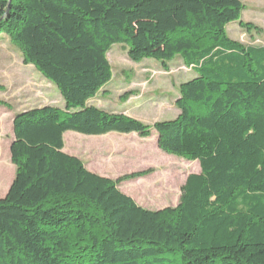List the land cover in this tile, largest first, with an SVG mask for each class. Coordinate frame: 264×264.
<instances>
[{"label": "trees", "instance_id": "1", "mask_svg": "<svg viewBox=\"0 0 264 264\" xmlns=\"http://www.w3.org/2000/svg\"><path fill=\"white\" fill-rule=\"evenodd\" d=\"M9 9V10H8ZM241 0H0V35L59 90L65 107L15 115L16 176L0 198V264H264V45L230 38ZM164 69L181 58L173 120L153 125L90 104L111 81L108 53ZM149 137L197 160L180 202L151 210L64 151V134Z\"/></svg>", "mask_w": 264, "mask_h": 264}, {"label": "rangeland", "instance_id": "2", "mask_svg": "<svg viewBox=\"0 0 264 264\" xmlns=\"http://www.w3.org/2000/svg\"><path fill=\"white\" fill-rule=\"evenodd\" d=\"M245 5L241 20L254 24L247 30L233 22L227 33L244 45H264V0H241ZM113 77L90 104L109 111L124 113L153 125L173 120L180 110L176 101L181 83L190 80L193 72L181 58L164 69L155 59L134 62L128 57L127 44H115L108 53ZM52 105L64 108L58 88L32 64L6 33L0 35V198L16 176L10 142L13 118L18 112ZM157 132L149 137L137 133L110 132L105 135H84L74 131L64 134L65 150L78 155L89 167L109 178L149 171L148 174L121 180L119 188L141 206L157 210L180 202L187 177L200 173L197 160H187L164 152L158 147Z\"/></svg>", "mask_w": 264, "mask_h": 264}, {"label": "crops", "instance_id": "3", "mask_svg": "<svg viewBox=\"0 0 264 264\" xmlns=\"http://www.w3.org/2000/svg\"><path fill=\"white\" fill-rule=\"evenodd\" d=\"M170 64H171V63H170ZM14 118H15V116H14ZM14 118H13V121H14ZM13 138H14V132H13ZM13 138H12V141H13ZM12 141L10 142V148H11ZM64 151H65L66 153H69V152H67V151L65 150V148H64ZM69 154H71V153H69ZM71 155H75V156L79 157V156L76 155V154H71ZM79 158H80V157H79ZM80 159H81V158H80ZM84 163H85V162H84ZM85 164H86L87 168L90 169L91 171H93V172H95V173H97V174H99V175L106 176L105 174H100V172L95 171L94 169H92L91 167H89V165H87V163H85ZM106 177H108V176H106ZM14 178H15V177H14ZM13 180H14V179H12V182H13ZM12 182L10 183V185H9V187L7 188L6 192L4 193L3 197L7 194V192H8V190H9V188H10Z\"/></svg>", "mask_w": 264, "mask_h": 264}, {"label": "water", "instance_id": "4", "mask_svg": "<svg viewBox=\"0 0 264 264\" xmlns=\"http://www.w3.org/2000/svg\"><path fill=\"white\" fill-rule=\"evenodd\" d=\"M11 2V0H9V3ZM9 10V9H8Z\"/></svg>", "mask_w": 264, "mask_h": 264}]
</instances>
